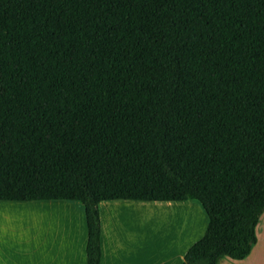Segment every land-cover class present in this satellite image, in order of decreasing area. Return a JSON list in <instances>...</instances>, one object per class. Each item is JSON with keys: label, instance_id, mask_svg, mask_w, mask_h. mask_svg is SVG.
<instances>
[{"label": "trees", "instance_id": "trees-1", "mask_svg": "<svg viewBox=\"0 0 264 264\" xmlns=\"http://www.w3.org/2000/svg\"><path fill=\"white\" fill-rule=\"evenodd\" d=\"M197 201L181 264L241 261L264 214V0H0V202Z\"/></svg>", "mask_w": 264, "mask_h": 264}, {"label": "rangeland", "instance_id": "rangeland-1", "mask_svg": "<svg viewBox=\"0 0 264 264\" xmlns=\"http://www.w3.org/2000/svg\"><path fill=\"white\" fill-rule=\"evenodd\" d=\"M99 213L104 252L101 264H171L166 248L181 237L186 243L193 239L199 241L208 225V217L197 201L172 206L115 201L101 203ZM263 228L264 214L256 230V256H260ZM86 239L85 214L79 203L0 202V264H86ZM81 240L83 256H75ZM68 245H71V256L63 253L57 256L59 251L54 249ZM26 249L36 252L27 256ZM44 254L49 256H41ZM222 263L239 264L228 258Z\"/></svg>", "mask_w": 264, "mask_h": 264}, {"label": "crops", "instance_id": "crops-1", "mask_svg": "<svg viewBox=\"0 0 264 264\" xmlns=\"http://www.w3.org/2000/svg\"><path fill=\"white\" fill-rule=\"evenodd\" d=\"M111 202H115V201H111ZM124 202H130V201H124ZM103 203H109V202H103ZM183 203V202H181ZM101 204V203H100ZM99 204V205H100ZM164 204H168V205H174V204H177V203H164ZM186 213V212H185ZM100 215V213H99ZM263 216V215H262ZM261 216V217H262ZM100 219H101V216H100ZM261 219V218H260ZM101 222V220H100ZM260 222V220H259ZM259 225V223H258ZM257 225V227H258ZM85 227H86V221H85ZM257 227H256V230H257ZM186 228V227H185ZM194 230L197 231V228L195 227ZM87 231V230H86ZM82 236V234H81ZM182 236V235H181ZM202 236V235H201ZM257 237V236H256ZM182 239V240H181ZM181 239L178 241V242H175L173 243V245H169L168 248H166V250L168 251L169 253V259H171V264H181L183 262V259H184V255L186 254V252L188 251V249L198 241V239H193V241H190V242H185L183 241L184 239L181 237ZM86 242H87V239H86ZM261 248L259 249V255L260 256H256L257 254V245H258V239H257V243L255 244L254 248L252 249L251 251V254L245 258L244 260H241V261H237L239 264H261V260L262 258L264 257L263 254H264V228L262 229V234H261ZM86 244V243H85ZM68 247L67 250H65L66 248ZM67 247L65 248H62V247H56L54 250H58L59 253L57 256H60V253H63L61 255L63 256H71V245H68ZM85 248H86V245H85ZM172 248V249H171ZM52 249V250H53ZM83 249H84V245L82 244V240H81V244L79 246V249L77 250V254L75 256H83ZM42 250V249H40ZM32 252H36L35 249L34 250H27L26 249V252H25V255L27 256H31L33 253ZM40 252V251H39ZM173 252V253H171ZM48 253V252H47ZM52 253V252H51ZM75 253V252H74ZM65 254V255H64ZM41 256H49V255H41ZM51 256H55V255H51ZM103 256H104V252H103V248H102V232H101V261H100V264L102 262V259H103ZM85 258H86V251H85ZM224 259V258H223ZM221 259L219 261L218 264H223L222 263V260ZM229 259V258H228ZM235 261V260H233ZM229 263V262H228ZM149 264V263H147Z\"/></svg>", "mask_w": 264, "mask_h": 264}]
</instances>
